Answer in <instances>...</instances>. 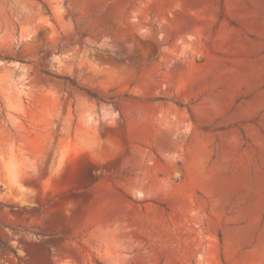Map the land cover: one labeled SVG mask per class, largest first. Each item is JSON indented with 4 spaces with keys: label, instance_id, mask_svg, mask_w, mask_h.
Here are the masks:
<instances>
[{
    "label": "rangeland",
    "instance_id": "1",
    "mask_svg": "<svg viewBox=\"0 0 264 264\" xmlns=\"http://www.w3.org/2000/svg\"><path fill=\"white\" fill-rule=\"evenodd\" d=\"M0 239L264 264V0H0Z\"/></svg>",
    "mask_w": 264,
    "mask_h": 264
},
{
    "label": "trees",
    "instance_id": "2",
    "mask_svg": "<svg viewBox=\"0 0 264 264\" xmlns=\"http://www.w3.org/2000/svg\"><path fill=\"white\" fill-rule=\"evenodd\" d=\"M71 83L74 84L73 82H71ZM86 93L90 97H93V98L98 99V100L101 99L98 96H96V94H93L92 92H89L88 90H86ZM0 249H1L2 252L7 251L9 253H12V254L16 255L15 249L11 245H9L8 243H6L5 241H3L1 239H0Z\"/></svg>",
    "mask_w": 264,
    "mask_h": 264
}]
</instances>
